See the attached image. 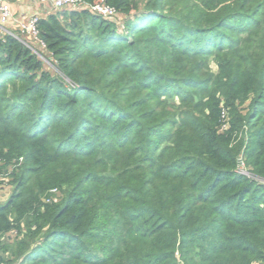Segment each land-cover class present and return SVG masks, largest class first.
Returning a JSON list of instances; mask_svg holds the SVG:
<instances>
[{
	"label": "trees",
	"instance_id": "16d2710c",
	"mask_svg": "<svg viewBox=\"0 0 264 264\" xmlns=\"http://www.w3.org/2000/svg\"><path fill=\"white\" fill-rule=\"evenodd\" d=\"M77 1L0 31V264H264V0Z\"/></svg>",
	"mask_w": 264,
	"mask_h": 264
},
{
	"label": "built area",
	"instance_id": "2783aa9c",
	"mask_svg": "<svg viewBox=\"0 0 264 264\" xmlns=\"http://www.w3.org/2000/svg\"><path fill=\"white\" fill-rule=\"evenodd\" d=\"M24 1H34L42 4L50 3L54 10L77 9L79 7V2L77 0H0V31L3 34L5 33L15 39H18L34 54L42 59L38 50L45 49V44L42 40H40L37 29L39 16L33 15L26 21L20 23L18 26L19 35L6 32L4 28L8 20L11 18V2L14 4H19ZM87 9L93 14L101 16L105 19H112L116 14L112 7L102 3L101 0L94 2L93 5L88 6Z\"/></svg>",
	"mask_w": 264,
	"mask_h": 264
},
{
	"label": "crops",
	"instance_id": "0c3cea01",
	"mask_svg": "<svg viewBox=\"0 0 264 264\" xmlns=\"http://www.w3.org/2000/svg\"><path fill=\"white\" fill-rule=\"evenodd\" d=\"M50 9H52L50 3L42 4L34 1H24L19 4H14L11 2V18L4 28L6 32L17 34L20 23L26 21L33 15L42 17L47 14Z\"/></svg>",
	"mask_w": 264,
	"mask_h": 264
},
{
	"label": "rangeland",
	"instance_id": "374dc122",
	"mask_svg": "<svg viewBox=\"0 0 264 264\" xmlns=\"http://www.w3.org/2000/svg\"><path fill=\"white\" fill-rule=\"evenodd\" d=\"M46 65H49L48 62H46ZM11 188L7 185H0V201L4 200L7 198V196L9 195Z\"/></svg>",
	"mask_w": 264,
	"mask_h": 264
},
{
	"label": "water",
	"instance_id": "95a60500",
	"mask_svg": "<svg viewBox=\"0 0 264 264\" xmlns=\"http://www.w3.org/2000/svg\"><path fill=\"white\" fill-rule=\"evenodd\" d=\"M241 163V161H239V164Z\"/></svg>",
	"mask_w": 264,
	"mask_h": 264
}]
</instances>
